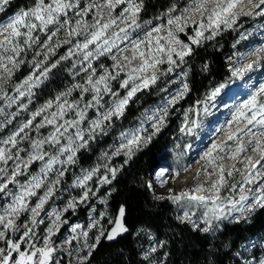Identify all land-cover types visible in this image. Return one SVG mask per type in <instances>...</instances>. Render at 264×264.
Here are the masks:
<instances>
[{"label": "rangeland", "instance_id": "374dc122", "mask_svg": "<svg viewBox=\"0 0 264 264\" xmlns=\"http://www.w3.org/2000/svg\"><path fill=\"white\" fill-rule=\"evenodd\" d=\"M114 2L115 0H113V3ZM119 5H116L113 9H109L108 0H93L90 7H88V10H91L90 13L84 15L82 19L89 25L95 23L96 20H99L100 23L103 24L107 23L111 19H115L116 23L112 24L106 30L104 38L112 37L114 33H120V30L125 28L127 23H130V20L125 22L122 21L121 18L115 16L114 10ZM190 6H194L193 2L186 6L185 9ZM250 7L251 6L248 5V0H242V3L234 9L235 12L240 13L236 23L231 27H226L224 24H221L217 30V34L214 35L217 36L224 32H231L232 36H234L232 43H230L227 47L230 52V55L227 58L229 61V75L223 83H214L210 85L207 95L200 104V108H195L194 113L189 112L188 115H185V117L182 118V125L185 126L187 117V127L191 129V132H183L182 138L180 139V143L186 147L183 150L185 154L179 156V162L170 163L164 167H160V169L151 176L150 182L155 191L160 193L164 192L168 196H176L182 192H189L192 195H203L210 198L208 207H211V198H213V193L210 191L196 193L193 189L198 186H203L204 189H211L212 184L219 179V166L222 165L224 169L223 175L227 180V183L220 188L218 193V196L221 199L227 202V200L230 199L239 200L241 195H248L249 200L246 201V204H252L253 198L260 194V186L264 185V175L257 177V179L251 184H245L244 177L248 176L249 173L255 174L256 171H259L262 165H264V160H262L260 164H257L255 169L252 168L248 158H251L252 164H255L257 160H260V153L253 151L255 141L253 140L252 143H249V140H252L253 138L251 135H245L247 129H245L244 132L236 131L238 127H243L244 121H241L238 124L233 119V114L235 113L237 107L248 100L252 95L256 94L260 85L264 84V53L259 54V56L252 54L256 48L264 46V30L262 31L257 28L253 29L251 27H247L248 21H250L251 18L259 16L244 15V12L249 11ZM261 7L264 8V6ZM205 8L207 11L203 16H201L199 12L195 11L186 14V26H184L182 30H180L176 24L169 25L168 19L170 16H181L184 11L183 8L177 9L171 14H167V12L161 13L160 16H164V19L159 21L150 20L148 21L150 23H145L147 21H142L139 17L138 23L141 27L139 29H135L134 31L132 29H128V31L131 38L143 39L145 34L152 28L162 25L164 30L159 33H153V44H155V38L157 37L167 38L168 30H171L181 43L184 44V42L178 38V34L186 35L188 40L193 45H197L206 37H213L212 29H207V17L214 8V4L211 0H209V2L205 5ZM256 11L258 12L260 9H256ZM118 13L119 11L116 12V14ZM94 17L95 20L93 19ZM244 18H248V20H244ZM9 19L10 17L4 18L1 23H6ZM180 23L182 25L185 24V20H181ZM201 23L206 26L207 30L203 31V37L200 38L199 43H193L192 38L195 37L196 31L200 30L199 26ZM142 29L147 30L142 32ZM52 30H54V26H49V32L47 34L42 33L39 30L35 31L33 33L34 36H42L41 39L39 38V42L32 44L31 47L24 45L27 48L28 53L33 55L31 60L33 68L19 81V83L10 85L9 80L11 74L9 75L7 71L0 69V110H2L0 111V124L3 125L0 127V140L6 139L12 133L18 131L23 124L32 120L31 126L29 128H25L24 131L17 137V140L20 141L17 148H12L10 144H0V147L11 148L13 154L18 148L25 149V151L20 153L22 159L25 161L27 160L28 152L31 151L30 141L47 137L49 133L54 130L52 125L45 124L44 127H41L37 131L36 125L42 123L45 116H49V118H51L50 113L57 111V99L52 100V107L48 108L44 112H41V114L36 116L35 119H33V114L43 108L48 102L33 112L24 110V108H26L29 104L32 91L49 78L52 70L56 68H62V70L67 69V74H71L72 71H76L75 74L70 77V81L73 83V86L84 85L89 88L91 86L87 85L86 81L89 75H92L93 72V80L98 79L99 76L105 74H110L111 76L116 77L113 80H109V84L112 92L118 94L117 97H113L111 93L103 94L101 100L103 107L98 108L94 106L92 108H88L86 110L87 116L85 120L79 125V127L85 131V139L87 140V131L90 127L89 121L97 118L98 111L102 113L107 108L111 107L114 99L123 98L127 95L128 90L132 87V82L130 81L126 88L120 87L121 82L126 80L131 70L139 67L141 63V59L138 55L136 59L131 61L130 64L124 60L125 56L131 57L133 55L130 47V40H125L123 42L117 41V47L112 48L111 52L105 53L102 56H96V44L89 45V48L84 51L75 49L74 45L77 42L82 43L84 41L85 37L83 34L70 38L66 35L64 30V32L57 34L56 37H53L51 41H48V35H50ZM91 30L92 29H90V31ZM81 33H83L82 27ZM5 35H7V33L0 35V41L5 39ZM242 36L244 38H242ZM66 40H70L71 42L65 43L64 41ZM46 41L47 46H45ZM57 42H59V47H56ZM160 42L161 44H164V40H161ZM171 46L179 48V45L174 43ZM49 48H53V51L49 52ZM120 49L127 50L120 51ZM86 51H93L94 53V55L89 57L88 60L84 59ZM112 56L117 57V61L121 67L116 66V62L113 61ZM63 57L67 58L64 59ZM163 59L165 60V63L158 65V77L167 73H173V70L171 72L168 71L169 65L166 62L167 57L165 56ZM173 59L176 60V62L180 61L175 54H173ZM257 60L259 62L254 63ZM249 63L254 64L251 70L245 71L241 75L233 74L236 68L243 69L244 66ZM53 64L56 65L54 68L52 67ZM89 64H91V67H89ZM175 66H177V63L173 66V69ZM45 69L51 70L48 71L46 75H41ZM84 71H86V73H83ZM153 71V69H148L146 73H140L139 75L142 77L150 76ZM117 73L119 74L117 75ZM30 76L33 80H30L29 84L33 83L36 78H39V81L36 82L31 89L28 88L27 84H24V86L17 91V87L23 84V82ZM136 83H139V80H137ZM172 83H176V87L173 90H168L167 100L158 102L157 104L148 107L139 122L140 124L137 127H129L123 133L135 130L141 127V125H143L146 129L143 133L144 136L148 135L150 131H153L151 127L152 122L148 121L146 116L151 115L153 110L164 108L166 104L169 103V100H171L173 96H176L178 91L182 89L186 80L184 77L181 78L176 75L172 79ZM217 88H220L219 94L212 97V93ZM142 90L146 89L137 91L134 97L142 92ZM20 92H24V95L21 96ZM92 97L93 92L88 91L85 93L81 88H75L69 96H62L60 102L67 99L72 103L79 102V108H84L85 104L92 101ZM8 98H13L14 102ZM261 99L264 100V97H261ZM64 119H76L75 111L69 110ZM8 121L11 122L9 123ZM192 121H197V124H192ZM104 122L101 124L100 129H102ZM57 123H63V121L57 120ZM248 127H251V125ZM98 130L99 129H97L95 133H97ZM61 131H63V129H61ZM253 131H255V129H253ZM68 132L74 136L75 128H69ZM233 133H235V135L232 139H229V135ZM22 137L24 139L21 140ZM66 143L67 141L61 138V144ZM77 143H80V141H77ZM122 143H126V141L122 140ZM241 144L244 146V151L239 154H235L236 147ZM143 145L144 143H141L139 147H142ZM213 145H217V147L214 148ZM58 148L59 145L55 148L48 144L44 145V149L52 155L57 154ZM119 148L120 146L114 150L110 157L97 161L94 166L89 169H78L76 162L69 165H62L59 163L53 165V170L48 174L45 183L39 189L34 190L36 193L34 196L26 198L28 208L21 212L19 217L15 219L17 230H5L3 225H0V231H4L5 233L4 237L0 238V249L4 250L0 253V258H2L3 255H8L10 250L8 249L7 241L9 240L19 243L21 251H32V247H30V251L26 250L30 243L31 245H35L36 248L44 247L45 238L48 237L47 230L51 227L53 234L50 237V242L51 246L55 249V253L52 255L49 264H63V261H65L66 264H79L85 261L90 250L87 246H91L89 245V240H96L97 236L101 238L103 235L101 236L100 232L103 231L104 234L107 233L106 231L115 220V216L110 214L108 210L107 195L110 193V185L114 180L112 179L111 172L108 169H118L116 172L117 175L120 171L121 163L127 159L125 156L127 149L118 152L117 149ZM233 155H235V159L232 158ZM65 158L66 156L60 157L61 160ZM45 160H47V157ZM210 160L214 163H209ZM42 164L43 162L39 160L32 162L28 166L25 174L16 177V181L19 183H9L7 188L3 192H0V210L12 202V195L20 191L19 184H26L30 181L32 176L41 174L40 169ZM171 166H174L176 171L173 170ZM0 167H7L9 169L8 176H11L14 161L10 160L6 166L0 164ZM23 167L24 166L21 165L22 171ZM65 167L67 168L65 175L60 178L59 184L54 185L53 194L48 198L42 209L37 210L38 215H35L36 223L33 224L32 220L34 214L31 212V209L35 208L39 199L44 196L48 187L52 186V181L57 179V172L63 170ZM93 169H98V171H96L95 175L92 176V179L87 182L86 187L90 189L88 199L81 201L80 198L83 195L85 188L76 186L75 181L78 178H82L83 175L91 172ZM229 171H232L233 173L230 177L228 176ZM8 176H5L2 180H0V183L6 182ZM104 176H107L111 182L107 184L100 183L101 178ZM161 181H164L163 186H161ZM233 185H235V189H233ZM241 185H243L245 192L240 191ZM248 189H251V191H247ZM73 199L77 201L75 207H67L69 201ZM174 204L176 206V214H178V217H181L183 212L188 210L190 212H195L193 220L198 221L199 218L207 211V208L203 205L195 206L193 204L191 207H188L189 202L187 200H182L180 204ZM85 207H89V212L85 219L86 222L76 221L68 225L64 234L59 236L57 233L58 227L65 225L69 221L67 214L70 211L76 213L78 210L81 211L85 209ZM65 209L67 210L65 211ZM97 211L98 213L95 214ZM57 212L61 214L59 221L56 220L55 216V213ZM234 215L239 214L234 213ZM6 222L7 221H5V223ZM214 223L216 222L214 221ZM84 224H86V227H84ZM76 225H80V227L77 228L74 233L72 228ZM199 226L202 228L204 227L203 224H200ZM26 231L29 232V235L24 237V233ZM83 232L88 233L87 246L85 243V237L82 235ZM89 232L92 233L91 236ZM21 237H24V239L21 240ZM17 256V252L11 253L10 264H14V260ZM260 261L261 260H259V262ZM259 262L257 264H259Z\"/></svg>", "mask_w": 264, "mask_h": 264}, {"label": "snow or ice", "instance_id": "6c2138e0", "mask_svg": "<svg viewBox=\"0 0 264 264\" xmlns=\"http://www.w3.org/2000/svg\"><path fill=\"white\" fill-rule=\"evenodd\" d=\"M209 2V0H193V5L189 8L184 9L181 16H170L168 19V24H176L177 27L182 30L184 26H186V14L190 12H199L201 16L205 14L207 9L205 5ZM214 4V8L211 13L208 15V25L207 29H212L213 36L217 34V30L219 29L221 24H224L226 27H231L236 23V20L239 18L240 13L234 11L241 3L242 0H211ZM10 3V0H0V12L4 11V8ZM80 0H35L34 5L28 9H22L18 13H16L13 17H11L6 23H0V35H5V39L0 41V69H3L9 73L12 72V69L8 68V65L11 64L12 68L18 67L17 57H19L20 53L24 51L22 45H26L31 47L32 44L39 42V37L34 36L33 33L39 30L42 33L47 34L49 32V26H56L55 30L50 32L48 35V41H51L53 37H56L61 28H64L66 25L69 26L65 29V33L68 37L80 36L84 35V41L77 42L74 47L77 50H87L89 45L96 44L95 55L102 56L105 53L111 52L112 48L117 47V41L123 42L125 40H130V47L133 55L131 57L125 56L124 60L129 64L133 59H136L137 55L141 59V63L139 67L133 68L131 72L128 74V78L121 82L120 87L126 88L129 82H132V87L128 90L127 95L123 98H117L113 100L112 106L107 108L104 112H97V118L89 121L90 127L87 131L88 139H85V131L82 130L79 125L85 120L87 116V109L96 107H103L101 104L103 94L111 93L113 97H117V93L112 92L109 80H113L116 77L111 76L110 74H105L99 76L98 79L93 80V75H89L86 84L91 87H87L84 85H75L74 88H81L83 92L91 91L93 92L92 101H89L84 105V108H79V102L72 103L67 99L61 101V97L69 96L73 89H69L65 93H61L57 96V111L51 112L50 117L45 116L42 123L36 125L37 131L44 127L45 124L52 125L53 131L49 133L47 137H43L40 139H35L30 141L31 151L28 152L27 160H23L20 153L25 151L23 148H18L17 151L13 154L11 148L0 147V164L8 165L10 160L14 161V167L12 168V175L8 176L9 169L7 167H0V180H2L5 176H8V179L4 183H0V192H3L9 183H19L16 181V177L19 175H23L27 172L28 166L34 161H42V167L40 169V173L38 175H34L31 177L30 181L26 184H19L20 191L12 195V202L6 205L2 210H0V225H3L5 230L11 229L13 231L17 230L15 225V219L19 217L20 213L25 211L28 208L26 203V198L34 196L35 189H39L44 183L50 172L53 170V165L59 163L62 165L74 164L76 162L75 157L76 153L80 148L85 147L88 144V140L93 138V134L97 129L101 128V124L104 121H110L113 116L119 117L123 115L124 109L129 103V101L136 95L137 91L141 89H148L151 86L155 85L157 80L159 79L157 72L159 71L158 65L165 63L163 57H167V63L169 65L168 71L171 72L173 70V66L176 64V60L173 59V54H175L180 61L184 60V57L189 56L191 54V48L181 43L175 34L168 30V37H157L155 38V44H153V33H159L164 30L163 26H157L148 31L143 39L140 38H131V35L128 29H139L141 25L138 23L139 14L144 7L143 0H108L109 9H113L116 5L126 4L127 6L120 13V18L122 21L127 22L130 20V23L126 24L125 28L120 30V33H114L112 37L104 38L106 30L112 25L116 23L115 19L109 20L107 23L101 24L99 20H96L95 23L89 25L86 21L82 19L84 15L88 13V7L83 9H79ZM248 5H250V10L244 12V15H264V0H248ZM90 7V6H89ZM76 9V16H80L81 19L76 20L75 26L71 25V20L67 17L68 11H72ZM256 9H260V11H256ZM172 11V10H170ZM127 14V15H126ZM63 17V20H61ZM95 20V17L93 18ZM181 20H185V24H181ZM150 23V22H145ZM81 27L83 28V33H81ZM90 29H92L90 31ZM200 30H197L195 33V37L192 38L193 43H199L200 38L203 37V31L207 30L206 26L201 23L199 26ZM23 30V31H22ZM122 33V35H121ZM211 37H208L210 39ZM242 38H244L242 36ZM161 40H164V44H161ZM65 43H70V40L64 41ZM179 45V48L172 47V44ZM45 46H47V41L45 42ZM143 46V47H142ZM56 47H59V42H57ZM146 49V50H145ZM127 49H120V51H126ZM53 48H49V52H52ZM264 53V46L258 47L255 49L254 53L257 56L259 54ZM71 54V50H70ZM93 51H86L84 55V59L88 60L89 57L93 56ZM66 59L67 57H63ZM242 58V56H241ZM113 61L116 62L117 67H121L119 62L117 61L116 56H112ZM257 60L254 63H258ZM19 63H23V61H19ZM56 65L53 64L54 68ZM254 64L249 63L244 66L243 69L236 68L234 70V75H241L243 72L251 70ZM91 67V64H89ZM148 69H153L154 71L150 76H140V73H146ZM51 69H45L41 75H46L48 71ZM122 70V69H121ZM119 73H117L118 75ZM186 75V74H185ZM33 80L30 76L27 80L23 82V84L17 87V91L20 90L24 86V84L28 85V88L31 89L36 82L39 81V78L29 84V81ZM139 80V83L136 81ZM223 87V86H221ZM166 90V89H164ZM188 91V84L184 83L182 89L178 91L176 96H173L169 103H175L179 98H181ZM220 92V88H217L213 93L212 97H215ZM20 95L23 96L24 92H20ZM264 97V84L260 85L259 90L256 94L252 95L248 100L239 105L233 114V119L239 124L241 121H244L243 127H238L237 132H244L245 135H251L252 140H249V143L255 141V147L253 148L254 152L260 153V160H257L255 164H252L251 158L249 159V163L252 168L255 169L257 164H260L262 160H264V100L261 99ZM14 102L13 98H8ZM52 107V101H49L43 108L33 114V119L36 116L40 115L41 112L46 111L48 108ZM69 110H74L76 113V119L65 120L64 117ZM2 111V110H0ZM250 113V115H249ZM15 115V114H13ZM168 115L167 108H159L153 110L151 115H147L146 119L151 121V127L153 132L150 135L144 136L143 133L146 129L141 125V127L132 130L130 132L122 133V140L126 141V143H121L120 148L117 151H122L127 149L125 152V156L127 159L125 163L128 162L134 155V149L138 150L141 143H150L152 136L158 133L162 126H164L166 117ZM57 120H62L63 123H57ZM9 123L11 121H8ZM192 124H197V121H192ZM32 124V120H29L27 123L23 124L18 131L12 133L9 137L4 140H0V144L11 145L12 148H17V145L20 141L17 140V137L21 132L24 131L25 128H29ZM251 125V127H248ZM3 125L0 124V127ZM69 128H75V134L69 133ZM63 129V131H61ZM255 129V131H253ZM102 130V129H101ZM191 132V129L187 127V117L185 126L181 128V132ZM67 134V135H66ZM235 133L229 135V139H232ZM61 138L67 141L66 144H61ZM24 139L23 137L21 140ZM242 139V138H241ZM80 141V143H77ZM48 144L51 147H56L59 145L57 149V154L52 155L50 152L44 149V145ZM213 147H217V145H213ZM244 151V146L238 145L235 149V154H239ZM61 156H66L65 159L61 160ZM47 157V160L45 158ZM235 159V155L232 157ZM209 163H214L212 160ZM21 165H23V171L21 170ZM215 166V165H214ZM220 167V176L217 181L212 184L211 189H204L203 186H198L193 189L194 192L200 193L204 191H210L213 193V198H211V207H208L209 197L203 195H192L189 192H182L176 196H169L168 199H171L173 203L180 204L182 200H187L189 202L188 207H191L193 204L195 206H205L207 211L203 214L199 220H193V216H195V212H190L185 210L181 217H178L182 222H188L193 225L194 228H199L200 224H203L204 227L200 229L201 231L208 233L214 231L219 227V221L228 220L232 222L233 220L239 221L240 218L246 217L248 213L253 211L256 207H264V185L260 186V194L253 198L252 204H246V201L249 200L248 195H241L239 200L230 199L225 202L218 196L220 188L227 183L223 172V166ZM111 172L112 179H115L116 172L118 169L110 168L108 169ZM67 168L65 167L63 170L57 172V179L52 181V186H49L44 196L39 199V202L36 204L35 208L31 209V212L34 214L32 223L35 224V215H38L37 210L42 209L43 205L47 202L48 198L53 194L54 185L60 183V178L65 175ZM98 169H93L91 172L82 176V178H78L75 181L76 186L85 188L83 195L81 196V201L88 199V195L90 189L86 187L87 182L92 179V176L95 175ZM232 171L228 172V176H232ZM162 175V173H161ZM264 175V165H262L259 171H256L255 174L249 173L248 176L244 177L245 184L253 183L257 177ZM43 177V178H42ZM111 181L107 176L101 178L100 183L107 184ZM164 181H161V186H163ZM151 188V185H149ZM233 189H235V185H233ZM241 192H245L243 185H241ZM247 191H251L248 189ZM157 199H164V197H157ZM77 201L75 199L70 200L68 203L69 208H74ZM67 209H65L66 211ZM234 213H238L239 215H234ZM60 213H55L56 220H60ZM103 215V214H102ZM125 215V209L123 206L120 207L117 218L114 221V227L108 232L107 239L112 240L117 235L124 233L127 231L123 223V217ZM5 221H7L5 223ZM214 221L216 223H214ZM111 222V221H110ZM55 226V222H54ZM80 225H76L72 228V231L75 233L76 229L79 228ZM30 231V230H29ZM48 237L45 238L44 247L36 248L35 245H31L32 251L26 252L20 250V244L15 243L11 240L7 241L8 255H3L0 258V264H10V258L12 252H17L18 256L14 260V264H49L52 254L55 249L51 246L50 237L53 234L52 228L50 227L48 230ZM5 235L4 231H0V238H3ZM29 232L26 231L24 233V237H27ZM82 235L85 237V243L87 246V232H83ZM100 235H104V232L101 231ZM21 237V240L24 239ZM75 238V237H73ZM100 237L97 236L96 240L99 243ZM89 247V255H91V249L96 247L95 244ZM4 250L0 249V253ZM157 248L155 246L151 247L148 251L144 253V260L147 261V264H152V261L149 257L152 253H155ZM35 258V259H34ZM259 264H264V259H262Z\"/></svg>", "mask_w": 264, "mask_h": 264}, {"label": "trees", "instance_id": "16d2710c", "mask_svg": "<svg viewBox=\"0 0 264 264\" xmlns=\"http://www.w3.org/2000/svg\"><path fill=\"white\" fill-rule=\"evenodd\" d=\"M92 1L80 0L79 9L89 7ZM192 2L193 0H143L144 7L139 17L142 21H159L164 19V16H160L161 13L171 14L177 9H185ZM34 3L35 0H10L4 11L0 12V23L22 9L31 8ZM126 6H117L115 16L120 18V13ZM76 11L74 9L67 13L72 26H75L76 20L81 19L75 15ZM67 27L69 26L61 28L59 33L64 32ZM247 27L263 31L264 15L251 18ZM144 30L147 29H142V32ZM177 36L191 48V54L184 57L183 61L176 62L173 73L159 76L154 86L142 90L130 100L123 115L113 116L110 121H105L102 130L94 133L88 144L77 152L76 163L78 169L83 170L110 157L122 143L121 134L129 127H137L148 107L167 100L168 90L176 87V83H172L176 75L184 77L188 84L187 93L175 103L166 104L168 115L164 126L152 136L150 143H144L138 150H134V155L127 163H121L120 171L110 185V193L107 195L108 210L116 217L118 209L121 206L125 208L124 225L127 231L115 242H106V233L99 239V243L95 239L89 240V245L95 244L96 247L79 264H147L143 256L153 246L157 251L149 257L152 264H257L264 259V207H256L238 222L219 221L218 228L205 233L200 230L201 226L194 228L179 220L176 206L168 199L169 196L155 191L150 182L151 176L160 167L179 162V156L185 154L183 150L186 147L180 143L183 133L182 118L189 112L194 113L195 108H200L210 85L223 83L229 75L227 58L230 52L227 47L234 39L231 32H224L210 39L206 37L197 45H193L186 35ZM41 37L39 36L40 39ZM22 46L24 51L17 57L18 67L8 65L12 69L10 85L19 83L33 68V55ZM66 71L67 69L62 68L52 70L49 78L32 91L29 104L24 110L33 112L61 93L74 90L70 77L76 71L71 74ZM171 168L176 171L174 166ZM88 212L89 207L76 213L70 211L67 214L69 221L58 228L59 236L64 234L68 225L76 221L85 223ZM97 213L98 211L95 212ZM89 233L91 236L92 233ZM63 264L66 262L63 261Z\"/></svg>", "mask_w": 264, "mask_h": 264}, {"label": "water", "instance_id": "95a60500", "mask_svg": "<svg viewBox=\"0 0 264 264\" xmlns=\"http://www.w3.org/2000/svg\"><path fill=\"white\" fill-rule=\"evenodd\" d=\"M171 12H173V11H171ZM120 209V208H119ZM119 209H118V211H117V213H116V217H115V219L117 218V216H118V213H119ZM125 209V208H124ZM125 215H124V217H123V223L125 222ZM115 221V220H114ZM114 227V222H113V224L108 228V230L106 231L107 233L105 234V236H104V240L106 241V242H115V241H117V239L121 236V235H123L124 233H121V234H119V235H117L114 239H112V240H108L107 239V235H108V232L112 229ZM30 247H31V243L27 246V248H26V250H29L30 251ZM33 250V249H32ZM55 253V251L53 252V254ZM52 254V255H53Z\"/></svg>", "mask_w": 264, "mask_h": 264}]
</instances>
